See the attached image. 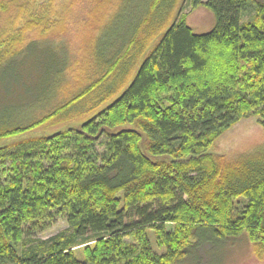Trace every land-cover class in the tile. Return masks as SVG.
I'll return each instance as SVG.
<instances>
[{"label": "trees", "instance_id": "16d2710c", "mask_svg": "<svg viewBox=\"0 0 264 264\" xmlns=\"http://www.w3.org/2000/svg\"><path fill=\"white\" fill-rule=\"evenodd\" d=\"M179 2L118 0L90 83L28 121L0 116L1 142L109 103L77 127L0 145V264H186L244 232L264 244V144L234 160L209 152L242 118L264 127V1L189 0L215 15L202 34L186 14L172 22ZM34 45L68 71L69 42L47 38L0 71ZM58 218L66 230L38 237Z\"/></svg>", "mask_w": 264, "mask_h": 264}, {"label": "rangeland", "instance_id": "374dc122", "mask_svg": "<svg viewBox=\"0 0 264 264\" xmlns=\"http://www.w3.org/2000/svg\"><path fill=\"white\" fill-rule=\"evenodd\" d=\"M117 4L118 0H0V64L34 39H66L72 55L68 71L60 74L57 70L52 71L45 47L39 49L34 45L21 56L10 58L0 71V116L9 114L17 122L28 121L40 112L44 104L48 107L49 100L50 106L56 105L90 83L94 77L95 38L101 26L116 10ZM182 14L187 15L188 24L198 34L209 32L216 22L210 9L204 6L193 9L189 0H180L172 22ZM157 39L148 47L136 71ZM94 102L93 99L89 100L87 108L93 106ZM108 104L66 121L53 119L22 135L4 139L0 145L77 127ZM74 110L79 111V107ZM260 119L256 115L240 119L214 140L209 152L234 160L255 151L264 144V127ZM67 228V221L58 218L49 230L38 237L46 239ZM167 229L173 231L175 225L168 224ZM149 236L154 250L164 252L166 246L160 245L156 232L149 230ZM126 241L135 243L133 237H127ZM205 250V253L195 254L194 258L188 259L186 264H264V244L252 241L248 232L229 237L225 242L210 244ZM76 254L84 259V247L77 249Z\"/></svg>", "mask_w": 264, "mask_h": 264}]
</instances>
